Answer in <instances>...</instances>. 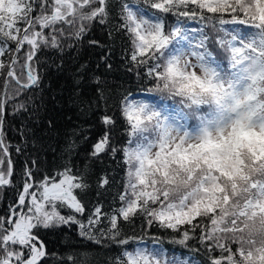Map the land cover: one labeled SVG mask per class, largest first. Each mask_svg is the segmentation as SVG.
<instances>
[{
	"label": "snow or ice",
	"instance_id": "obj_1",
	"mask_svg": "<svg viewBox=\"0 0 264 264\" xmlns=\"http://www.w3.org/2000/svg\"><path fill=\"white\" fill-rule=\"evenodd\" d=\"M141 2L151 17L132 6ZM169 14L174 24H166ZM108 15V0H0V112L9 81L20 83L21 52L27 72L21 87L30 88L39 83L32 68L37 52L60 48L65 29L59 25L74 28L69 35L79 39L88 23ZM120 15L133 46L130 59L147 83L140 96L128 92L119 101L126 145L113 147L106 131L92 150L95 157L122 153L127 183L120 206L107 214L95 206L87 224L62 215V208L85 212L77 196L86 187L83 177L65 166L37 181L25 168L16 201L0 216V264H44L41 228L77 224L92 240L102 218L110 224L108 238L128 245L136 238L121 237L119 224L136 217L142 230L156 225L170 233V244L189 249L197 239L206 251L219 249L211 264H264V0H121ZM184 20L200 21L214 34L188 29ZM102 122L115 123L109 115ZM9 148L0 119V187L12 185ZM151 240L160 246L125 250L116 264H192L183 251L163 248L161 238ZM79 264H88L86 255Z\"/></svg>",
	"mask_w": 264,
	"mask_h": 264
},
{
	"label": "trees",
	"instance_id": "obj_2",
	"mask_svg": "<svg viewBox=\"0 0 264 264\" xmlns=\"http://www.w3.org/2000/svg\"><path fill=\"white\" fill-rule=\"evenodd\" d=\"M120 5L121 0H108L109 15L105 22L88 23L79 39L69 35L74 28L59 25L65 29L64 35L59 37L60 48L43 47L37 52L32 68L39 75V83L30 88L21 87L27 83V72L22 68L23 52L20 53L17 64L20 83L9 81L7 93L11 87L17 92L8 96L3 108L4 140L10 145L13 177L12 185L0 187V216H5L9 205L16 201L25 168L31 169L37 181L65 166L82 176L86 187L77 190V196L85 205V212L79 215L67 208L60 211L67 216L76 215L85 224L95 206H102L106 214L120 206L118 196L127 183L122 153L108 151L98 157L92 155L93 145L106 131L113 147L120 149L126 145L129 137L119 101L128 92L140 96V89L147 83L143 70L130 59L133 46L129 35L119 27ZM138 6L146 12L152 11L143 2ZM175 22L174 16L167 15V25ZM184 26L203 28L210 36L214 34L197 20H184ZM209 47L216 51L212 44ZM4 83L5 77L0 76V100ZM105 115L113 117L114 125L102 122ZM103 178H107V184H102ZM143 224L140 217L120 222L121 237L136 238L128 245L108 238L107 218H102L92 230V240L79 234L77 224L41 228L38 235L48 252L44 264H71L69 257L79 264L85 255L88 264H116L118 258H123V251L136 250L142 241L150 244L151 237L161 238L163 248L169 253L173 249L183 251L193 264H211V259L219 254V249L206 251L197 239L190 241L189 249L170 244V233L156 225L142 230ZM141 236L145 238L139 239ZM232 248L235 251L236 245Z\"/></svg>",
	"mask_w": 264,
	"mask_h": 264
},
{
	"label": "rangeland",
	"instance_id": "obj_3",
	"mask_svg": "<svg viewBox=\"0 0 264 264\" xmlns=\"http://www.w3.org/2000/svg\"><path fill=\"white\" fill-rule=\"evenodd\" d=\"M132 6H133L134 8H140V7L138 6V4H133ZM145 15L151 17V12H146V11H145ZM18 70H19V68H18L17 65H16V76L18 75V74H17V73H18ZM11 81H12V80H10V83H11ZM9 87H10V86H9ZM13 91H14V92H17L16 89H14V88L11 87V88H10V91H8V96L14 94ZM61 214H62V215H65V214H63V213H61ZM65 216H67V215H65ZM157 247H159V245L154 244L153 242L150 243V244H148L147 242L142 241V243L136 248V250H137V249L147 248L149 251H152V250H154V249L157 248ZM136 250H134V251H132V252H135ZM192 264H193V263H192Z\"/></svg>",
	"mask_w": 264,
	"mask_h": 264
},
{
	"label": "water",
	"instance_id": "obj_4",
	"mask_svg": "<svg viewBox=\"0 0 264 264\" xmlns=\"http://www.w3.org/2000/svg\"><path fill=\"white\" fill-rule=\"evenodd\" d=\"M15 81H16V80H15ZM3 99H4V88H3V93H2L1 100H3ZM1 119H2L3 122H4V109H3L2 114H1Z\"/></svg>",
	"mask_w": 264,
	"mask_h": 264
}]
</instances>
